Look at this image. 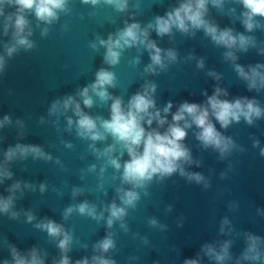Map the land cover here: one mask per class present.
I'll use <instances>...</instances> for the list:
<instances>
[{"label": "water", "instance_id": "1", "mask_svg": "<svg viewBox=\"0 0 264 264\" xmlns=\"http://www.w3.org/2000/svg\"><path fill=\"white\" fill-rule=\"evenodd\" d=\"M180 2L129 0L127 12L117 13L110 7L93 9L81 4L80 0H70L71 13L61 14L59 21L48 26L47 37L40 34L41 28L47 25L41 23L36 27L38 22L29 16L33 28L30 39L36 47L30 51L20 49L11 58L6 57L5 69L0 73V121L5 115L11 120L0 127V164L7 149L18 143L39 146L52 159H34L29 155L8 164L13 175L0 183V197L12 194L8 189L17 182L21 188L14 194L11 209L18 216L14 219L11 212L0 213V264L4 260L11 264L9 245L15 246L22 255L35 247L43 255L45 264L54 261L58 264L61 258L57 247L59 238L49 237L46 231L35 227L46 218L62 224L73 234V243L67 253L70 264L83 258H88L91 264V257L100 254L93 251V245L109 232L114 234L116 247L104 255L116 264H184L186 259L197 258L199 264H217L202 248L211 244L219 250L225 241H231L232 258L223 264H236L247 246V233L264 239V156L260 154L264 149V116L254 119L252 125L241 118L239 123L233 122L227 129L221 128L213 119L217 130L230 137L235 145L223 158L218 150L202 146L196 139L198 129L195 126L188 129L183 143L194 162L185 164L184 168L187 172L203 175L208 187L204 182L188 181L178 172L162 181L154 178L147 189L149 194L145 196L141 192L137 208L128 210L124 220L128 231L120 227L119 221L108 229L107 212L105 220L99 223L77 213L68 220L63 219L65 208L84 201L96 204L98 212L102 211L116 199L115 188L120 181L111 179L114 173L109 168L104 190L97 189L102 161L89 150L91 141L79 139L74 127L67 130L66 116L75 120L74 114L69 111L66 116L49 115L51 104L66 95H75L94 82L99 68L108 67L103 63L105 49L92 50L88 47L90 41L97 37L107 39L109 33L122 29L125 22H139L144 27L156 15L163 16ZM208 7L206 19L220 29L232 28L234 34L255 37L256 46L247 51L233 49L237 56L233 62L224 57L228 49L215 45L203 30L187 35L173 29L172 35L163 37L151 31L149 38L163 50H174L177 61L169 64L165 71L157 69L156 74H148L144 72L151 62L148 51L142 47L127 49L120 64L112 69L118 77V86L108 91L121 97L126 104L133 94L142 90L145 82H153L157 86L153 97L156 107L163 109L171 101V112L174 113L184 101L205 103L214 88L220 87L228 93L222 99L233 101L247 97L255 99L264 109V89L249 91L247 81L234 68V64H239L248 71L249 66L264 64V27L246 32L240 22L244 9L235 0H225L222 11L211 4ZM232 8L235 12L229 11ZM11 10L6 8V11ZM257 19L264 25V18ZM4 43H11V32L4 36L0 28V54H4ZM136 57L140 63L133 67L129 61ZM200 60L204 61L203 68L197 67ZM210 72L219 75L220 79L209 75ZM110 103L84 111L92 116L109 118ZM168 120L171 122V114ZM153 127H156L155 122ZM255 141H259L256 146ZM69 143L71 148L66 147ZM107 143H112L111 138ZM96 146L102 149L106 145L97 142ZM123 159H128L126 154ZM92 164L97 165L95 173L87 171ZM25 184L32 187H24ZM41 184L45 185L44 192L40 191ZM74 188L85 191L73 197ZM116 202L119 204L118 200ZM26 213L35 216L31 223L27 222ZM225 218L229 224L224 225V232H221ZM151 219L157 221L156 226L149 224ZM261 251L264 252V246ZM241 264H264V258L256 262L241 261Z\"/></svg>", "mask_w": 264, "mask_h": 264}, {"label": "clouds", "instance_id": "2", "mask_svg": "<svg viewBox=\"0 0 264 264\" xmlns=\"http://www.w3.org/2000/svg\"><path fill=\"white\" fill-rule=\"evenodd\" d=\"M80 2L93 9L110 7L117 13H125L129 8V0H80ZM235 2L242 5L244 9L240 14V22L246 32L251 33L257 28L264 27L257 19L258 17L264 18V0H235ZM69 4L70 0H0L2 34L8 36L11 32V43H4V54H0V73L5 69L6 57L11 58L20 49L30 51L36 47L35 42L30 39L33 35V28L29 16H33L38 22L36 27H40L41 23L47 25L41 28L40 33L41 37H47L50 31L48 26L59 21L61 14L71 13ZM209 4L222 11L225 0H181L178 6L172 7L163 16L156 15L153 21L144 27L139 22H125L122 29L109 33L107 39L97 37L96 40L89 42L88 47L94 51H98L100 47L105 49L103 63L108 67L99 68L95 73L94 82L81 88L75 95H66L62 99L55 100L49 108V115L66 116L71 111L76 117L73 120L71 116H66L67 130L70 131L74 127L79 139L91 141L88 145L89 150L97 160L102 161L97 177L98 190H104L105 174L109 168L113 169L114 173L111 179L113 181L119 179L120 185L115 188L116 199L105 205L102 211L98 212L96 204L84 201L65 208L62 214L64 220H68L73 213H77L99 223L105 220L104 214L107 212L106 226L108 229L119 221L120 227L128 231L124 223L125 217L129 214L128 210L137 208L141 200V192L145 196L149 194L147 189L154 178L162 181L178 172L188 181H195L198 184L204 182L205 187H208L203 175L187 172L184 168L185 164L190 165L194 162L190 150L183 143L188 135V129L195 126L198 129L195 133L196 139L201 142L202 146L218 150L223 158L235 145L230 137H225L217 130L213 119L219 123L221 128L227 129L233 122L239 123L241 118L248 125H252L254 119L264 116V109L255 99L247 97L233 101L222 99L221 97L227 96L228 93L220 87H215L210 96L203 93L207 96L205 103L184 101L174 113L171 112L173 108L171 101L163 109L156 107L153 97L157 86L153 82H145L142 90L133 94L126 104L121 97L114 96L108 91L109 88L114 89L118 86V77L112 69L120 64L123 53L127 49L136 47L139 50L142 47L148 51L151 62L144 69V72L148 74H156L157 69L165 71L169 64L177 61V53L174 50H163L157 46L156 41L149 38L151 31L163 37L172 35L173 29L187 35H194L196 30H203L215 45L228 49L224 57L233 62L237 59L233 49L247 51L249 47L256 46L255 37L243 33L234 34L232 28L220 29L217 24L206 19ZM6 8L12 10L6 11ZM229 11L235 12V9L232 8ZM139 63L138 57L129 61L133 67ZM197 67L203 68L204 61H198ZM234 68L238 75L247 81L249 91L264 89V72L261 71L264 69V64L249 66L248 71H245L244 67L239 64H234ZM209 75L217 80L220 79L219 75L214 72H210ZM109 101H111L109 118L99 115L92 116L84 111L85 108L103 106ZM169 114H171V122L168 120ZM154 122L156 127H153ZM8 123H11L10 117L5 115L0 121V127ZM165 125H167L166 128ZM109 138L112 143H107ZM97 142L104 143L106 146L102 149L98 148ZM258 144L259 141L254 142V146ZM66 147L71 148L72 145L69 143ZM125 154L128 157L126 160L123 159ZM260 154L264 156V149H261ZM29 155L34 159H52L39 146L18 143L15 147H9L4 153L3 163L0 164V183L4 179L12 178L13 173L8 168L9 162L16 158L26 159ZM96 170V164L90 165L87 169L92 173ZM125 185L128 187H124ZM24 187L31 188L32 186L25 184ZM20 188L21 184L17 182L8 189L12 194L6 198L0 197V213L11 212L14 219L18 216V213L11 209L14 205V194ZM44 190L45 185L41 184L40 191L44 192ZM84 191L85 189L82 188H74L73 197ZM26 215L28 223L35 219L31 213H26ZM149 224L156 226L157 221L151 219ZM227 224L229 221L225 218L222 221L221 232H224L223 226ZM35 227L46 231L49 237L59 238L57 247L61 258L58 264H70L67 253L73 243V234L62 224L47 218L37 223ZM113 235L109 232L93 245V251L100 254L91 257V264H116L115 260L106 258L104 255L116 247ZM246 241L247 246L236 264H241V261L256 262L264 258V252L261 251L264 239L247 233ZM230 246L231 241L223 242L219 250L214 245L205 244L202 251L214 259L217 264H223L225 260L232 258L229 252ZM9 249L11 264H45L43 255L35 247L29 250L27 255H22L13 245H9ZM3 264H10V262L4 260ZM53 264L57 262L54 261ZM75 264H90V261L88 258H83L77 260ZM184 264H199V259H186Z\"/></svg>", "mask_w": 264, "mask_h": 264}]
</instances>
